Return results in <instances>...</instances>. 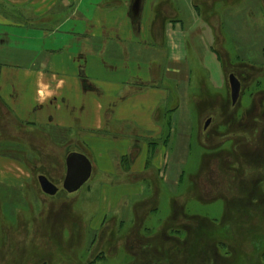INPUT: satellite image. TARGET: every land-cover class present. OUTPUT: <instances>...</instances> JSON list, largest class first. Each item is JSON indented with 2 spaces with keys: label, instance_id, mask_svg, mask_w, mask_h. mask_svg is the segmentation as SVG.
<instances>
[{
  "label": "crops",
  "instance_id": "crops-1",
  "mask_svg": "<svg viewBox=\"0 0 264 264\" xmlns=\"http://www.w3.org/2000/svg\"><path fill=\"white\" fill-rule=\"evenodd\" d=\"M239 1L246 0H141L135 14V0H2L24 16L16 20L0 12V53H8L0 60V189L11 198L9 207L25 197L45 166H63L64 175L70 151L87 156L103 175L123 167L127 176L150 178L155 170V179L167 182L185 174L180 166L186 160L169 166L173 151L184 148L189 156L205 143L218 158L234 139L237 153L247 154L251 143L242 140L244 133L206 140L214 128L224 135L217 108L228 109L231 99L223 53L233 32L231 17H242ZM206 37L223 71L224 96L210 94L204 70L195 72L192 50L197 40L206 46ZM197 60L204 69L199 54ZM201 94L209 108H199ZM190 104L198 106L196 113ZM161 107L166 109L158 113ZM54 172L52 178L63 176Z\"/></svg>",
  "mask_w": 264,
  "mask_h": 264
},
{
  "label": "rangeland",
  "instance_id": "rangeland-1",
  "mask_svg": "<svg viewBox=\"0 0 264 264\" xmlns=\"http://www.w3.org/2000/svg\"><path fill=\"white\" fill-rule=\"evenodd\" d=\"M235 7L243 10L242 17H231L234 27L225 43L228 53H223V60L255 72L245 83L237 112L233 113L237 108L229 106L228 113H232L233 118L223 121L226 126L220 127L223 139L233 133H244L242 140L253 145L245 151L259 154L260 158L245 163L242 158L245 154L237 153L238 144L232 139L233 144L228 141L219 150L218 158L201 146L205 143L200 144L201 148L194 146L189 156L185 155L187 149L184 148L180 154L173 151L176 155L169 157L170 167H177L173 161L177 164L187 161L186 165L180 166L185 171L181 181L156 180L155 170L148 178L146 175L127 176L129 170L123 171V167H118L114 175H103L96 169L78 192L50 198L42 193L36 175L35 181L28 185L25 197L13 199L16 201L12 209L6 203L11 198L0 189L3 195L0 200L4 201L0 202V264H260L261 256L258 257L255 251V243L264 241V183L255 185L254 189L253 185L264 181V0L239 1ZM217 8L220 11L221 6ZM0 12L16 20L24 17L2 0ZM203 21L205 26L208 25L206 17ZM202 41L207 47L197 40L198 51L192 50L195 72L199 75L204 70L210 94L224 96L220 88L223 87L221 75L223 71L229 75L227 67L221 70L208 48L207 37ZM12 42H15L14 38H10L8 45ZM212 43L214 46L213 39ZM198 54L204 59V69L197 60ZM7 55L2 51L0 60ZM200 99L199 108L210 107L205 95L201 94ZM254 99L258 105L254 104ZM189 110L196 113L198 106L190 104ZM241 119L243 124L235 125ZM253 121L255 126L251 127ZM159 141L163 142V139ZM134 151L132 156L140 152L139 148ZM215 164L218 166L216 172L213 171ZM54 170L56 175L59 171L60 176L63 175V166L62 170L54 165L45 166L49 176L55 174ZM247 185L250 186L248 191ZM58 186L62 187L61 184ZM105 186L107 191L110 190V197H105ZM257 192L260 203L253 200ZM175 205L180 209L185 207L188 217L177 214ZM193 216L214 220L219 226L227 221L226 233L216 228L218 235L221 233L215 245L221 255L219 258L215 254L216 248L207 247L206 254L202 251L205 237L193 236L188 242L187 231L179 228L188 222L193 230L198 228L204 232L206 229L197 227V222L191 219ZM168 232L187 243L183 248H177L176 255L171 251L175 244L163 240Z\"/></svg>",
  "mask_w": 264,
  "mask_h": 264
},
{
  "label": "water",
  "instance_id": "water-1",
  "mask_svg": "<svg viewBox=\"0 0 264 264\" xmlns=\"http://www.w3.org/2000/svg\"><path fill=\"white\" fill-rule=\"evenodd\" d=\"M141 0H135L133 9L138 14ZM230 98L232 105L236 106L242 96V83L238 75L231 73L228 77ZM211 120L206 124L209 126ZM93 174V165L91 161L83 154L72 152L66 158V176L63 182V190L69 194L78 192L91 179ZM42 192L50 197H55L59 193V188L55 182L49 180L47 176L41 175L38 178Z\"/></svg>",
  "mask_w": 264,
  "mask_h": 264
},
{
  "label": "trees",
  "instance_id": "trees-1",
  "mask_svg": "<svg viewBox=\"0 0 264 264\" xmlns=\"http://www.w3.org/2000/svg\"><path fill=\"white\" fill-rule=\"evenodd\" d=\"M164 86H165V88L167 89V90H169V92L171 93V99H172V108H176L177 107V100H176V98H175V94H174V92L172 91V88H171V86L170 85H168V83H165L164 84ZM166 108L165 107H163V108H160V110L158 111V113L161 111H164ZM158 113H157V115H158ZM158 121V120H157ZM262 135L264 136V131H263V133H262ZM261 141H263L262 139H260ZM258 155L259 154H256V153H254V154H245V155H242V158H243V160L245 161V163H251V162H249V161H251L252 159H254V158H256V157H258ZM258 158H260V157H258ZM257 158V159H258ZM249 160V161H248ZM262 183H264V181H260V182H258V183H254V185H253V189H254V187H256L255 185H260V184H262ZM192 185H196V184H192ZM250 189V186L249 185H247V191ZM252 189V190H253ZM258 195H259V192H257L256 194H254L253 195V197H255V196H257V197H255V198H253V200H255L256 202H261L259 199H258ZM200 200H202L203 198H199ZM244 203H246V201L244 202ZM248 204H251L250 202H247ZM254 206L256 207V208H258L257 207V204H254ZM175 207H176V205H175ZM252 207V206H251ZM246 208V207H245ZM250 208V207H249ZM185 207L183 208V209H180V208H178V207H176V211H177V214H181V216L182 217H184V218H186V217H188L187 215H185ZM192 220H194V221H196L197 223H196V225H197V227H200L201 229L202 228H204V229H206L204 232H202V231H199L198 230V228H196L195 230H193V227H191L192 225H188V222H187V224L186 225H184V226H181V227H179V228H182V230H185V231H187V233H188V242L189 241H191V238L193 237V236H198V237H205V240H203V247H202V251L203 252H205V254H206V248L207 247H209L210 249H212V247L213 248H216L215 247V245H216V242H217V240L216 239H218V238H221V233L218 235V230H216V228H219V230L221 231L222 230V232L223 233H226L227 231H228V229L226 228V222L224 221V222H222L221 223V225L219 226V223H216L214 220H211V219H208V220H205V219H202V218H196V216H193L192 218H191ZM189 224H190V222H189ZM218 226V227H217ZM195 231H197V233L195 232ZM212 233V234H211ZM218 236H217V235ZM217 236V237H216ZM163 240H164V242H173L175 245H174V247L172 248V253H174L175 255L178 253V251H177V248H183V246H186V244L187 243H183V242H180V239H178V238H176V237H173V236H170V234H169V232L168 233H165L164 234V236H163ZM179 246V247H178ZM255 248H256V253H257V255H258V257L259 256H261L260 257V264H264V241H262V242H260V243H255ZM217 249V253L215 252V254H216V256H218V258H219V256H221V255H218L219 253H218V248H216ZM215 249V250H216ZM207 251H209V250H207ZM226 254V253H225Z\"/></svg>",
  "mask_w": 264,
  "mask_h": 264
},
{
  "label": "flooded vegetation",
  "instance_id": "flooded-vegetation-1",
  "mask_svg": "<svg viewBox=\"0 0 264 264\" xmlns=\"http://www.w3.org/2000/svg\"><path fill=\"white\" fill-rule=\"evenodd\" d=\"M227 64H228V69L230 70V69H234V70H236V72H237V75H238V77H239V80L241 81V83H242V85H243V87H245V83H246V81L249 79V77H251L253 74H254V72L255 71H253V73L251 72V70L249 69V70H247L246 68H242V67H235L234 65H232L231 63H229V62H227ZM231 106V105H230ZM233 107V106H232ZM231 107V108H232ZM217 109H219L220 110V118H219V122H223L224 121V123H225V120L226 121H228L231 117H233V115H232V113L231 114H229L228 112H230L228 109H229V107H228V109H226L225 107H220V108H217ZM234 109V108H233ZM236 109V108H235ZM237 110H238V108L233 112V113H235V112H237ZM216 128H214L213 130H211L210 131V133H208L207 134V136H206V140L207 141H213L214 139H216V138H221L223 135H219L220 133L219 132H217L216 130H215ZM219 156V155H218ZM214 158H216V156L214 157ZM41 174H45V172H41V173H37V176L39 177ZM48 176V175H47ZM51 177V176H50ZM49 177V178H50ZM51 179L52 180H54L56 183H57V185L58 184H62L63 183V178H61V179H55V178H52L51 177ZM60 190H62V187L61 188H59ZM62 194H64L65 192L64 191H62L61 192Z\"/></svg>",
  "mask_w": 264,
  "mask_h": 264
}]
</instances>
